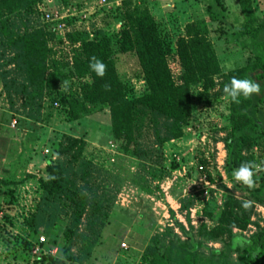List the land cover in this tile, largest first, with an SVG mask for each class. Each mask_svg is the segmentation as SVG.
<instances>
[{"label": "trees", "instance_id": "16d2710c", "mask_svg": "<svg viewBox=\"0 0 264 264\" xmlns=\"http://www.w3.org/2000/svg\"><path fill=\"white\" fill-rule=\"evenodd\" d=\"M39 1L0 0V60L7 51L12 54L7 63L0 65V96L5 95L10 103L22 97L24 108L29 109L22 115L29 120H39L41 103L46 97L48 110L60 109L69 123L93 111L107 110L112 141L145 166L153 161L157 165L162 147L186 136L197 105L214 107L222 101L226 105L227 123L218 130L225 131L220 143L227 154L224 170L231 188L220 185L223 192L220 211L215 218L206 214L213 225L208 227L200 222L194 229L188 213L196 206L199 195L182 198L179 212L185 214L197 241L188 238L181 241L176 235L166 241L170 236L166 229L163 234L151 237L140 264H264V218L260 219L256 213V207H264V161L262 155H254L252 151L264 143V16L256 14L249 0L240 1L241 19L234 17V21L229 19L222 0L205 5L207 22L219 24L218 33L227 32L234 46L248 51L243 65L224 72L203 21L187 25L184 34L173 41L160 29L145 0H141L142 5L136 0L122 1L115 8V20L122 23L121 31L110 34L94 29L92 33L68 34L73 53L72 61L66 63L56 60V53L47 47L44 27L29 31L26 29L29 20L23 31L16 25L17 15L22 16V12L35 11L41 20L36 12ZM66 1L64 5H68ZM53 35V25L48 24V43ZM116 52L135 55L144 85L140 94L136 95L121 80L116 70ZM171 53H175V73L169 63ZM93 56L107 65L102 79L89 69ZM10 66L13 68L9 69ZM232 77L259 82L261 94L247 99L240 97L239 104L230 103L223 98V87ZM74 80L86 81L80 86L79 95L63 86L65 81ZM105 84L110 85V90L103 88ZM85 147L83 138L63 136L53 149L54 160H48L43 177L38 180V201L22 225L31 242L25 244L26 249L33 250L36 246L41 249L32 264H86L92 256L109 217L110 204L106 191L97 194L100 186L95 185L92 174L99 171L83 158ZM261 150L264 155V148ZM246 161L260 166L255 170L256 184L251 190L233 178L234 170ZM205 164L206 160L201 159L196 165L199 175ZM179 167L172 164L170 170ZM199 167L203 171H198ZM150 173L154 180L168 175L164 170L150 169ZM11 185L0 181V189L7 190L6 205L13 202V192L8 189ZM144 190L149 192L148 188ZM244 201L251 202L247 209L242 207ZM170 214L175 220L172 211ZM5 221L11 224L6 216ZM177 226L185 233L183 226L178 223ZM250 226L254 231L247 234ZM40 238L44 243L39 242ZM209 243L219 244L221 249L203 252L202 248ZM77 245L80 247L74 253L72 249Z\"/></svg>", "mask_w": 264, "mask_h": 264}, {"label": "rangeland", "instance_id": "374dc122", "mask_svg": "<svg viewBox=\"0 0 264 264\" xmlns=\"http://www.w3.org/2000/svg\"><path fill=\"white\" fill-rule=\"evenodd\" d=\"M66 1V0H65ZM99 0H40L36 4V12L41 14L50 9L62 11L69 9L67 26L71 32L82 33L86 30L92 33L94 29H102L107 33H117L122 29V23L115 20L117 11L113 1L107 0L105 7L98 6ZM142 5L141 0H136ZM223 6L229 11V19H241V0H222ZM255 12L264 16V0H249ZM146 7L158 21L160 29L168 33L173 41L184 34L189 24L203 21L208 31L207 37L219 61L221 70L227 72L246 62L248 51L240 50L232 44L230 35L218 33L217 23H208L205 5L212 0H145ZM72 9H75L73 13ZM115 11V12H114ZM18 16L16 25L22 28L26 21L29 31L44 27L47 33V47L55 53V59L61 62H71L73 47L61 40L55 34L48 43V24L41 22L36 13H24ZM52 25V24H49ZM52 31V30H51ZM67 35V34H66ZM65 35V36H66ZM67 38V36H66ZM58 40L62 43L59 44ZM78 48V46H75ZM175 53L169 55V63L175 73ZM116 70L121 80L133 88L138 95L144 85L139 78V67L135 55L116 52ZM12 58L8 51L0 60V65ZM13 68L10 66L9 69ZM82 81H68L66 91L79 95ZM1 92V86H0ZM25 100L14 98L12 103L5 95L0 96V181L10 182L13 192V202L5 204V187L0 189V264H32L40 255H33V250H27L25 244H31L23 233V219L34 210L38 201V180L43 177V170L48 160L53 158V149L63 136L71 135L83 138L86 144L83 158L90 161L99 171L92 174L95 185L100 186L97 194L106 191L109 200V217L101 230L100 238L93 248V253L86 264H140L141 256L151 237L163 234L169 229L168 241L176 235L181 241L186 238L197 241L195 231L190 230L185 214L179 212V201L187 196L199 195L195 207L188 213L190 225L196 229L203 222L206 226L213 225L206 214L214 218L219 213V202L222 197L220 185L231 188L225 170V153L220 140L224 137L227 119L226 105L222 101L217 106L207 107L197 105L193 114L191 127L181 140L166 143L162 147V156L153 163L142 166L130 152H124L119 143H114L110 137V121L107 110L93 111L81 120L69 123L65 114L54 107L48 110V97L41 103L39 120L34 122L22 115L28 112L24 108ZM49 115V116H48ZM15 122L14 127H11ZM199 135V138H198ZM261 148H253L254 155H264ZM218 154V155H217ZM201 159L206 160L204 172L199 175L197 166ZM180 166L170 170V166ZM221 164V166L219 165ZM150 169L164 170L168 175L155 179ZM205 176V183L198 184V179ZM149 192H146L147 189ZM102 189V190H101ZM205 192H207L206 195ZM234 193V192H233ZM240 197L239 193H234ZM222 201V199H221ZM261 208V210H259ZM173 212L175 220L171 218ZM260 219L264 218V207H256ZM5 216L11 224L5 221ZM253 221L255 218L253 217ZM177 223L184 227L181 232ZM249 228V227H248ZM254 228L250 226L251 234ZM237 234V231H234ZM124 245V247H122ZM80 245L72 251L77 253ZM221 249L219 244H207L202 251ZM56 250H52L54 254Z\"/></svg>", "mask_w": 264, "mask_h": 264}, {"label": "clouds", "instance_id": "9594fccd", "mask_svg": "<svg viewBox=\"0 0 264 264\" xmlns=\"http://www.w3.org/2000/svg\"><path fill=\"white\" fill-rule=\"evenodd\" d=\"M89 69L96 74L97 77L103 78L107 72V65L93 56L89 61ZM68 82L65 81V87H67ZM103 88L107 91L110 90V85L105 84ZM223 93L225 94L223 98L228 99L230 103H240V97L245 99L250 98L252 95L261 94V84L254 81L251 78H237L232 77L229 83L225 84L223 87ZM225 155H227L225 153ZM259 165L246 161L240 165L239 168L234 170L233 178L236 182L246 186L249 190L255 187L256 181L254 179L255 170L259 169ZM50 179H55V177H50ZM250 201L242 202V207L247 209L250 207Z\"/></svg>", "mask_w": 264, "mask_h": 264}, {"label": "built area", "instance_id": "2783aa9c", "mask_svg": "<svg viewBox=\"0 0 264 264\" xmlns=\"http://www.w3.org/2000/svg\"><path fill=\"white\" fill-rule=\"evenodd\" d=\"M122 1H127V0H115V1H113V4H115V6H120ZM50 4H51V0H48V5H50ZM106 5H108L107 0H99L98 1L99 7H105ZM74 10L75 9H72L73 13H76V12H74ZM69 14H70L69 9H62V11H59L56 9H51V10L49 9L48 12L42 13L41 17H40L42 22H44L46 24H52L53 25V29H54L55 34L61 36V38H62L61 40H63L65 44L68 43L66 36L68 34H72L70 28L67 26V23H68L67 19L69 18ZM86 31L89 32L88 30H86ZM14 125H15V122H12L11 127L13 128ZM222 149L224 150L223 146H222ZM224 157H225V155H224ZM219 165L221 166V164H219ZM198 171L201 172L203 170L201 167H199ZM205 180H206L205 176H201V177H199L197 182H198V184H201V183H205ZM206 194H207V192H205L204 195H206ZM220 204H221V199H220L219 205ZM259 210H261V208H259ZM39 242L44 243V239L40 238ZM122 247H124V245H122ZM32 253H33V255H40L41 249L38 246H36V247H34Z\"/></svg>", "mask_w": 264, "mask_h": 264}]
</instances>
